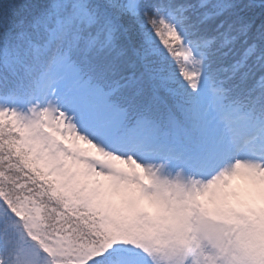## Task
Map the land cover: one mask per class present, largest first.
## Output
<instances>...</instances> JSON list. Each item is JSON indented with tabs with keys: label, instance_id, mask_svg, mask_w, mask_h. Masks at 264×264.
Returning <instances> with one entry per match:
<instances>
[{
	"label": "snow or ice",
	"instance_id": "snow-or-ice-1",
	"mask_svg": "<svg viewBox=\"0 0 264 264\" xmlns=\"http://www.w3.org/2000/svg\"><path fill=\"white\" fill-rule=\"evenodd\" d=\"M0 264H264V0H0Z\"/></svg>",
	"mask_w": 264,
	"mask_h": 264
}]
</instances>
